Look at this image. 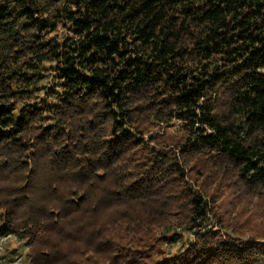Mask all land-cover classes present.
I'll list each match as a JSON object with an SVG mask.
<instances>
[{"label":"trees","instance_id":"obj_1","mask_svg":"<svg viewBox=\"0 0 264 264\" xmlns=\"http://www.w3.org/2000/svg\"><path fill=\"white\" fill-rule=\"evenodd\" d=\"M8 237L28 264H264V0H0Z\"/></svg>","mask_w":264,"mask_h":264},{"label":"rangeland","instance_id":"obj_2","mask_svg":"<svg viewBox=\"0 0 264 264\" xmlns=\"http://www.w3.org/2000/svg\"><path fill=\"white\" fill-rule=\"evenodd\" d=\"M226 196L229 198L228 192H226ZM254 219L256 223L260 222L258 218ZM178 238V242L170 247V251L174 252L181 248L183 241L189 239V235H180ZM21 243V241H16L13 237L0 238V264H28L24 251L21 249Z\"/></svg>","mask_w":264,"mask_h":264}]
</instances>
